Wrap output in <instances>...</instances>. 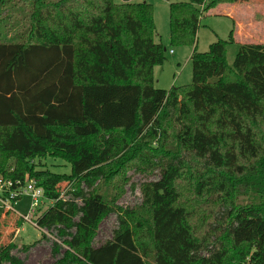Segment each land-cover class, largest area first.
I'll use <instances>...</instances> for the list:
<instances>
[{
  "label": "trees",
  "instance_id": "trees-1",
  "mask_svg": "<svg viewBox=\"0 0 264 264\" xmlns=\"http://www.w3.org/2000/svg\"><path fill=\"white\" fill-rule=\"evenodd\" d=\"M235 1L170 3V45L195 49L202 16ZM0 17V175L27 176L51 203L36 221L61 243L40 264H264V83L155 88L165 49L146 3L0 0ZM236 38L233 24L220 55L191 58L226 64ZM132 169L158 179L122 209ZM112 213L116 228L94 246ZM15 249L0 243V264H25Z\"/></svg>",
  "mask_w": 264,
  "mask_h": 264
},
{
  "label": "rangeland",
  "instance_id": "rangeland-1",
  "mask_svg": "<svg viewBox=\"0 0 264 264\" xmlns=\"http://www.w3.org/2000/svg\"><path fill=\"white\" fill-rule=\"evenodd\" d=\"M189 0H132L133 3H146L152 6L153 9V21H154V42L159 43L165 49L164 56L165 61L162 65L154 67L153 80L154 87L162 90H169L172 86L180 87L191 85L196 81V62L191 58L192 53L196 52L197 56L204 54L208 55L210 46L215 48L218 53L221 47L218 44L219 40L227 41L229 32L233 28V21H238L240 24H244V27L234 25L236 35L238 32L242 33L240 38L245 40L243 33L254 32L253 35H257L259 38L254 42H248L249 38L242 41L244 49H248L247 43L255 48L260 47L264 50V0H258L261 3L256 6L255 0H247L249 5L240 8H230L231 5H225L219 7L207 15L204 14L200 19L199 28L196 35V44L194 47L186 46H171L170 45V32H169V4L188 2ZM115 3H120L121 0H114ZM220 10H222L221 13ZM228 16H232V20ZM2 17H0L1 19ZM252 36V34H251ZM238 38V35H237ZM236 38V39H237ZM238 41V39H237ZM259 43V44H258ZM261 49V50H262ZM226 64H222L221 71L218 70L216 77H202L200 82L218 80L235 81L236 78L243 81H254L264 83V55L257 58V71L252 72L250 69H246V66H240L237 62L238 46L236 44H227L224 47ZM213 52V55L216 53ZM264 53V51H263ZM212 55V56H213ZM220 55V53H219ZM217 56V55H216ZM213 58L207 56V59H199L200 64L203 63H218ZM236 63V64H235ZM235 64V65H234ZM234 65V66H233ZM224 75H223V74ZM210 75V73H208ZM223 75V76H221ZM238 75V76H237ZM36 163V162H35ZM44 168L57 173V174H69L70 167L60 160H53L47 158L42 160L41 163ZM29 179L25 177L27 182ZM158 179L157 171L146 172L141 170H129L127 171L124 182L122 184V193L117 200V205L122 208H132L141 203L140 188L147 182H152ZM65 188V187H64ZM63 197L66 196L69 190L64 191ZM50 202L43 200L38 205V212L46 210L50 206ZM30 205V199L26 196L17 201L16 209L21 214H26ZM16 217L13 213L3 212L0 218V243L7 245L8 243H14L16 249L12 251V255L22 260L25 264H40L49 263L55 259L52 256L51 249L54 243L60 245L61 240L58 239L56 232L47 233L46 231L33 228L28 223H23L18 226ZM116 214L112 213L108 215L99 225V231L94 242V246H99L108 240L111 236V232L116 228ZM27 249H24V248Z\"/></svg>",
  "mask_w": 264,
  "mask_h": 264
},
{
  "label": "built area",
  "instance_id": "built-area-1",
  "mask_svg": "<svg viewBox=\"0 0 264 264\" xmlns=\"http://www.w3.org/2000/svg\"><path fill=\"white\" fill-rule=\"evenodd\" d=\"M23 183L20 181H12L4 179L0 175V207L7 213H13L16 217L28 223L35 229L42 230L37 224V217L40 215L37 213L38 205L43 200L42 189L37 186L34 180L27 179ZM28 197L30 199V205L26 214H21L15 208L17 201L22 197ZM44 231V230H43Z\"/></svg>",
  "mask_w": 264,
  "mask_h": 264
},
{
  "label": "crops",
  "instance_id": "crops-1",
  "mask_svg": "<svg viewBox=\"0 0 264 264\" xmlns=\"http://www.w3.org/2000/svg\"><path fill=\"white\" fill-rule=\"evenodd\" d=\"M254 3H256V6L258 7L261 2L258 0H255ZM247 5H249L247 0H236L235 3L230 8L236 9V8H240V7L247 6ZM221 12H222V10H220L219 13H221ZM228 17L231 18L232 20L234 19L232 16H228ZM233 24L236 26H239V28L244 27V24H240L238 21H236V22L233 21ZM253 31H254L253 33H256V31L254 29H253ZM253 33L252 32L246 33V34L243 33V37H245L244 39L246 40L247 38L250 37L248 42L249 43L254 42V38L258 39L259 37L257 35L256 36L253 35ZM251 34H252V36H251ZM237 35H238V38H237L238 42L236 45L238 46V57H237L238 59H237L236 63L240 64V66H243V64H244V66H246V69H250L254 73L257 71V68H258L256 66L258 63L256 60L259 56L263 57V55H264L263 51L264 50L260 47L255 48L254 46L247 43L246 48H248V49H245L246 51L241 53L240 50L244 47L242 44V41H245V40L240 38L242 33L238 32ZM199 59L200 58H198V57H196L194 59V61L196 62L197 66H198V68H197V72H198L197 82L199 83L202 80L203 76L210 77V78L216 77L217 72H218V70L221 69L222 65L217 64V63H203V66H202L199 62ZM229 68H231V67H229ZM208 73H210V75ZM223 75H221V76H223ZM215 80H218V79H215ZM219 81H225V80H219Z\"/></svg>",
  "mask_w": 264,
  "mask_h": 264
}]
</instances>
